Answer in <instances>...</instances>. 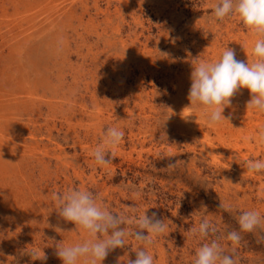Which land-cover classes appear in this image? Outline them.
<instances>
[{"label":"rangeland","instance_id":"obj_1","mask_svg":"<svg viewBox=\"0 0 264 264\" xmlns=\"http://www.w3.org/2000/svg\"><path fill=\"white\" fill-rule=\"evenodd\" d=\"M101 1L67 0V3L64 0L58 1L59 3L64 2L63 6L73 4L74 14L69 13L67 16L62 13L58 24L60 28L56 27V30H47V34L46 32L40 34L31 43L33 45L30 46V50L26 49L27 47H22V50L26 49V52H16L13 46L6 45L3 36L7 34L8 30L6 28L0 30V34L2 33V36L0 35V53H2V55L0 54V78L4 79L8 77V74H15L18 79L41 80L42 87H40L39 94L43 96L41 99L46 100L45 103L42 100L30 102L31 104L23 103L24 106L23 104H20L22 106L11 105L6 109L9 113L14 114V121L17 122H14L12 129L21 135L14 141H9L13 144L8 140L0 142V202L2 203H0V244L2 243L0 245V264H62V260L56 256L57 247L85 241L86 230L60 217L56 202L52 199L54 192L63 193L70 188L88 190L98 198L97 202L107 206L109 211L117 214L125 213L130 218H137L144 211H147L149 215L152 212H157L159 217L165 220L167 229L165 233L155 238L152 246L146 249L154 257V264H193L196 249L212 239H217L225 252H231V242L226 240V236L229 231H239L238 216L240 213L255 210L264 217V172H249L246 165V161L249 160H264V145L257 143L256 140L259 128L264 126V113L247 107L251 93L248 89L243 88L232 97L231 105L224 109L223 115L231 116V119L228 122L222 119L215 125H209L204 106L190 105V100L186 97H188L191 85L190 73L194 67L193 63L199 62H193V60L213 62L228 47L235 50L237 59L243 60L245 63L248 60V63L251 64L254 59L252 48L258 37L245 28L234 16L226 17L223 21H214L212 5L217 3V0H122L123 3L121 0ZM108 2L109 4H107ZM3 5L8 8L9 15L14 16L15 9L11 0L0 1V15ZM112 6L116 8H112ZM58 7L62 8V5ZM121 15L123 16L121 17ZM79 18L81 19L79 20ZM94 28L96 31L93 30ZM79 31L81 34L78 33ZM85 32H88L87 35ZM40 37L41 39H39ZM48 39L49 42L46 43ZM106 41L108 44L105 43ZM82 44L86 45L83 47ZM103 47L105 48L103 49ZM7 48H10L12 52ZM96 49L98 50L96 51ZM14 54L16 58L12 59ZM63 54L66 57L62 56ZM85 54L91 58L88 59ZM67 56L69 57L67 58ZM39 57L42 59L40 60ZM83 59H87L86 62ZM31 63L33 66L30 65ZM103 70L107 71L104 73ZM77 71L82 72L78 73ZM23 75L25 76L23 77ZM97 76L99 77L97 78ZM49 83L56 87L51 89L52 86ZM75 85L78 87L77 89ZM88 86L90 87L88 88ZM98 87H101V90ZM184 87L185 89H182ZM83 92L85 93L83 94ZM127 92L128 95L125 94ZM62 98L65 100L64 102ZM51 99L54 104L49 103ZM24 108L28 110H24ZM53 109L56 112L50 113L54 111ZM17 110H21V112H17ZM77 111L81 113L80 117ZM70 116V123L73 122L71 125L69 123ZM104 116L109 117L110 123ZM52 117L53 120L50 119ZM78 118L80 119L77 120ZM104 118L105 120H102ZM122 118H125L126 121ZM119 119L122 120V123ZM175 121L176 123H174ZM105 122L107 125H104ZM171 122L174 126L170 124ZM108 127H117L123 130L125 139L123 138L124 140L122 139L120 144L113 149L115 155L112 162L107 166H101L96 164L91 153L102 142L103 133ZM198 127H201L202 130L201 128L198 130ZM142 142L144 143L142 144ZM82 147L84 148L82 149ZM74 160L77 161L73 162ZM169 163H176V166L168 168ZM137 193L138 195H136ZM4 195L7 197L5 198ZM221 202L230 204L232 210L225 211L220 208ZM133 207L135 211H133ZM12 211L13 213H11ZM33 217L34 219H32ZM205 217L217 225V234L203 240L191 237L187 231L198 226L201 219ZM124 227L129 232L136 229L135 224H126ZM259 234V229L254 233L241 232L242 240L236 246L235 253L238 257V264H264V241L258 242ZM73 237L75 238L73 239ZM125 240V247L110 251L102 264H120V262L127 264L131 258L135 259L134 251L140 245L132 235L127 236ZM33 249H39L41 257L45 253L47 259L33 260L30 255ZM81 261H78L77 264H82Z\"/></svg>","mask_w":264,"mask_h":264},{"label":"clouds","instance_id":"obj_2","mask_svg":"<svg viewBox=\"0 0 264 264\" xmlns=\"http://www.w3.org/2000/svg\"><path fill=\"white\" fill-rule=\"evenodd\" d=\"M212 16L217 22L234 16L258 37L252 48L254 59L251 64L248 60L245 63L237 59L234 49L227 47L213 62L193 60L199 62L193 63L191 72L190 104L204 106L208 124L215 125L222 119H231V116L223 115L224 109L231 105L232 97L238 90L246 88L251 93L247 107L264 113V0H217L212 5ZM124 135V131L117 127H108L104 131L102 142L92 152L97 165L107 166L112 162L115 155L113 149L120 144ZM256 140L264 145V126L259 128ZM246 165L249 172H264V160H249ZM175 166L176 163H169L168 168ZM52 199L56 202L59 216L82 227L88 237L83 243L57 247L56 256L62 260V264H77L80 260L82 264H98V261L102 264L110 251L125 247V238L129 235L134 236L140 246L134 251L135 259L128 260L127 264H154V257L146 249L167 229L165 220L157 212L149 215L144 211L137 218H130L125 213H113L85 189L70 188L63 193L54 192ZM219 207L225 211L232 210L230 204L223 202ZM126 224H135V231L129 232L124 227ZM238 225L239 231H229L226 236V240L231 242V252H225L218 240L212 239L196 249L193 264H238L235 253L236 246L242 240L241 232L254 233L259 229L258 242L264 241V217L259 211L241 212ZM187 232L191 237L203 240L215 236L218 227L205 217L198 226ZM30 255L33 260L47 259L45 253L43 257L40 256L39 249H33Z\"/></svg>","mask_w":264,"mask_h":264},{"label":"bare ground","instance_id":"obj_3","mask_svg":"<svg viewBox=\"0 0 264 264\" xmlns=\"http://www.w3.org/2000/svg\"><path fill=\"white\" fill-rule=\"evenodd\" d=\"M1 1V0H0ZM12 1V6L14 7V9H15V14H14V16H12V15H9V13H8V8L5 6V5H3V10H2V14L0 15V30L1 29H3V28H6L8 31H7V34L6 35H4L3 37V39H4V43H6V45L8 44L10 47L11 46H13V48L15 49V51L16 52H26L25 50L26 49H29V48H31L30 46L31 45H33V44H31V43H33L34 41V39L36 40V37L38 38V36H40V34L42 35L44 32H46L47 30H56V27H59L58 26V24H59V19H60V15H62V13H64V15H69V13L71 14H74L73 12H74V8L72 7V5L73 4H71V5H67V6H63V4H65L64 2H66L67 3V0H64V2H58V1H60V0H11ZM62 1V0H61ZM75 1V0H74ZM91 1V0H90ZM78 2V1H77ZM82 2V1H81ZM100 2H102L101 0H100ZM116 2V1H115ZM118 2V1H117ZM121 2L123 3V1L121 0ZM127 2V1H126ZM130 2V1H129ZM74 3V2H73ZM88 3V2H87ZM90 3V2H89ZM10 4V3H9ZM78 4V3H77ZM94 4V3H93ZM107 4H109V2L107 3ZM126 3H124V5H125ZM62 5V8L60 9L58 6H61ZM84 5V4H83ZM82 5V6H83ZM97 5V4H96ZM104 5V4H103ZM111 5V4H110ZM80 6V5H79ZM89 6V5H88ZM105 6V5H104ZM109 6V5H108ZM107 6V7H108ZM126 6V5H125ZM129 6V5H128ZM11 7V6H10ZM77 7V6H76ZM106 7V6H105ZM113 7H115V6H112V8ZM133 7V6H132ZM82 8V7H81ZM94 8H95V6H94ZM101 8V7H100ZM99 8V9H100ZM111 8V7H110ZM116 8V7H115ZM118 8V7H117ZM1 9V8H0ZM77 9H78V7H77ZM102 9V8H101ZM100 9V10H101ZM83 10V9H82ZM115 10V9H114ZM92 11V10H91ZM90 11V12H91ZM83 12V11H82ZM101 12H102V10H101ZM104 12V11H103ZM106 12V11H105ZM108 12V11H107ZM114 12V11H113ZM1 13V12H0ZM11 13H13L12 11H11ZM118 13V12H117ZM129 13V12H128ZM57 14H59L58 16H57ZM96 15V14H95ZM108 15H109V13H108ZM103 16V15H102ZM104 16H107V15H104ZM123 15H121V17H122ZM79 17H80V15H79ZM118 17V16H117ZM72 18V17H71ZM109 18V17H108ZM81 18H79V20H80ZM84 19V18H83ZM101 19V18H100ZM103 20L104 19H106V18H102ZM78 20V21H79ZM123 20V19H122ZM61 21V20H60ZM82 21V20H81ZM110 21V20H109ZM116 21V20H115ZM74 22V21H73ZM91 22V21H90ZM89 22V23H90ZM104 22V21H103ZM123 22V21H122ZM80 23V22H79ZM98 23V22H97ZM81 24V23H80ZM119 24V23H118ZM86 25V24H85ZM91 25V24H90ZM93 25V24H92ZM113 25V24H112ZM87 26V25H86ZM107 27H108V25H106ZM115 26V25H114ZM93 27V26H92ZM95 27H96V25H95ZM60 28V27H59ZM58 28V29H59ZM103 28V27H102ZM87 29V28H86ZM119 29V28H118ZM84 30V29H83ZM93 30H95V28L93 29ZM103 30V29H102ZM109 30V29H108ZM114 30V29H113ZM3 31H5V30H3ZM88 31V30H87ZM96 31V30H95ZM101 31V30H100ZM104 31V30H103ZM52 32V31H51ZM56 32V31H55ZM58 32H60V31H58ZM98 32V31H97ZM121 32V31H120ZM119 32V33H120ZM68 33V32H67ZM78 33H80L81 34V32L79 31ZM78 33H75V34H78ZM88 33V32H87ZM87 33L85 32V34L87 35ZM2 34V33H1ZM0 34V35H1ZM46 34H47V32H46ZM96 34V33H95ZM104 34V33H103ZM111 34V33H110ZM123 34V33H122ZM45 35V34H44ZM60 35V34H59ZM97 35V34H96ZM2 36V35H1ZM78 36V35H77ZM76 36V37H77ZM100 36V35H99ZM106 36H108V35H106ZM42 37V36H41ZM41 37L39 38V39H41ZM44 37V36H43ZM81 37H82V35H81ZM80 37V38H81ZM98 37V36H97ZM96 37V38H97ZM116 38H117V36H115ZM138 37V36H137ZM73 38H74V36H73ZM110 38V37H109ZM50 39V38H49ZM49 39L48 40H46V43H47V41L49 42ZM56 39V38H55ZM58 39V38H57ZM67 39V38H66ZM81 39H83V38H81ZM80 39V40H81ZM106 39H107V37H106ZM112 39H114V38H112ZM125 39V38H124ZM69 40V39H68ZM77 40V39H76ZM79 40V39H78ZM87 40V39H86ZM97 40V39H96ZM103 40V39H102ZM2 41V40H1ZM44 41V40H43ZM53 41H55V40H53ZM115 41V40H114ZM132 41V40H131ZM58 42V41H57ZM56 42V43H57ZM61 42V41H60ZM63 42V41H62ZM79 42V41H78ZM92 42V41H91ZM98 42V41H97ZM113 42V41H112ZM112 42H111V44H112ZM133 42V41H132ZM135 42V41H134ZM45 43V44H46ZM73 43V42H72ZM81 43H82V41H81ZM80 43V44H81ZM89 43V42H88ZM93 43V42H92ZM106 44H108L107 43V41L105 42ZM131 43V42H130ZM36 44V43H35ZM65 44H67V43H65ZM65 44H63V45H65ZM84 44V43H83ZM82 44V45H83ZM100 44V43H99ZM120 44V43H119ZM126 44V43H125ZM46 45H49V44H46ZM58 45V44H57ZM71 45V44H70ZM73 45H75V44H73ZM86 45V44H85ZM85 45H83V47L85 46ZM131 45V44H130ZM3 46V45H2ZM39 46V45H38ZM37 46V47H38ZM59 46V45H58ZM78 46V45H77ZM123 46V45H122ZM4 47V46H3ZM8 47V46H7ZM22 47H27L25 50H22ZM33 47H35V46H33ZM63 47V46H62ZM82 47V46H81ZM96 47V46H95ZM110 47V46H109ZM5 48V47H4ZM12 48V49H13ZM43 49H44V47H42ZM47 48V47H46ZM69 48V47H68ZM77 48V47H76ZM86 48H87V46H86ZM91 48V47H90ZM89 48V49H90ZM105 47H103V49H104ZM108 48V47H107ZM8 49V51L10 50L11 51V49L10 48H7ZM36 49V48H35ZM67 49V48H66ZM65 49V50H66ZM72 49V48H71ZM70 49V50H71ZM74 49V48H73ZM79 49V48H78ZM82 49V48H81ZM80 49V50H81ZM88 49V48H87ZM86 49V50H87ZM128 49V48H127ZM0 50H1V48H0ZM30 50V49H29ZM37 50V49H36ZM58 50H59V48H58ZM64 50V51H65ZM98 49H96V51H97ZM105 50H107V49H105ZM105 50H103V51H105ZM135 50V49H134ZM133 50V51H134ZM5 51V50H4ZM38 51V50H37ZM36 51V52H37ZM61 51H63V50H61ZM79 51V50H78ZM85 51V50H84ZM95 51V50H94ZM101 51V50H100ZM145 51V50H144ZM12 52V51H11ZM14 52V51H13ZM28 52V51H27ZM60 52V51H59ZM75 52V51H74ZM77 52V51H76ZM80 52V51H79ZM78 52V53H79ZM132 52V51H131ZM137 52V51H136ZM152 52V51H151ZM30 53V52H29ZM47 53V52H46ZM58 53V52H57ZM57 53H55V55H58ZM71 53V52H70ZM81 53V52H80ZM87 53V52H86ZM132 53H135V52H132ZM1 55H2V53H0ZM7 54V53H6ZM9 54V53H8ZM16 54V53H15ZM14 54V55H15ZM27 54V53H26ZM43 54V53H42ZM51 54V53H50ZM64 54H66V53H64ZM62 55V56H65V55ZM69 54V53H68ZM77 54V53H76ZM83 54H84V52H83ZM91 54V53H90ZM141 54V53H140ZM145 54H146V52H145ZM17 55V54H16ZM16 55L12 58V59H15L16 58ZM39 55V54H38ZM53 55V54H52ZM69 55H71V54H69ZM79 55V54H78ZM82 55V54H81ZM86 55V54H85ZM95 55V54H94ZM54 56V55H53ZM75 56V55H74ZM96 56V55H95ZM110 56H112V55H110ZM127 56V55H126ZM130 56V55H129ZM137 56H139V55H137ZM4 57V56H3ZM6 57V56H5ZM8 57V56H7ZM11 57V56H10ZM19 57V56H18ZM27 57V56H26ZM37 57V56H36ZM43 57V56H42ZM55 57V56H54ZM53 57V58H54ZM66 57V56H65ZM64 57V58H65ZM69 56H67V58H68ZM80 57V56H79ZM85 57H87L88 59H89V57L86 55ZM98 57V56H97ZM108 57V56H107ZM121 57V56H120ZM2 58V57H1ZM9 58V57H8ZM8 58H7V62L9 61L8 60ZM60 58H62L63 59V57H60ZM91 58V57H90ZM96 58V57H95ZM112 58V57H111ZM17 59H19V58H17ZM28 59V58H27ZM39 59H40V57H39ZM42 59V58H41ZM40 59V60H41ZM45 59V58H44ZM43 59V60H44ZM56 59V58H55ZM54 59V60H55ZM105 59V58H104ZM108 59H109V57H108ZM108 59H106V60H108ZM21 60V59H20ZM84 61L85 60H87V59H83ZM102 60V59H101ZM110 60V59H109ZM125 60H126V57H125ZM1 61V60H0ZM5 61V60H4ZM3 61V62H4ZM33 61V60H32ZM31 61V62H32ZM60 61V60H59ZM64 62H65V60H63ZM63 61H61L62 63H63ZM70 61V60H69ZM72 61V60H71ZM78 61V60H77ZM76 61V62H77ZM112 61V60H111ZM121 61V60H120ZM130 61V60H129ZM14 62V61H13ZM55 62V61H54ZM53 62V63H54ZM82 62V61H81ZM86 62V61H85ZM5 64H6V62H4ZM10 63V62H9ZM34 63H36V62H34ZM44 63H45V60H44ZM68 63V62H67ZM70 63V62H69ZM73 63V62H72ZM92 63V62H91ZM104 63V62H103ZM106 63V62H105ZM12 64V63H11ZM25 64H27L26 62H25ZM33 63H31L30 65L31 66H33L32 65ZM37 64V63H36ZM64 64V63H63ZM71 64V63H70ZM82 64V63H81ZM86 64H88V63H86ZM98 64V63H97ZM108 64V63H107ZM112 64V63H111ZM8 65H10V64H8ZM19 65V64H18ZM24 64H22V66H23ZM45 65V64H44ZM78 65V64H77ZM104 65H106V64H104ZM142 65V64H141ZM144 65V64H143ZM4 67H5V65H3ZM7 66V65H6ZM15 66H17V65H14V67ZM20 66V65H19ZM26 66V65H25ZM65 66V65H64ZM75 66V65H74ZM79 66V65H78ZM93 66V65H92ZM100 66H102V65H100ZM110 66V65H109ZM119 66V65H118ZM140 66V65H139ZM8 68H10L9 66H7ZM12 67H13V65H12ZM18 67V66H17ZM16 67V68H17ZM24 67V66H23ZM45 67V66H44ZM62 67H63V65H62ZM66 67V66H65ZM71 67V66H70ZM80 67H82V66H80ZM87 67V66H86ZM91 67V66H90ZM96 67V66H95ZM94 67V68H95ZM141 67V66H140ZM3 68V67H2ZM19 68V67H18ZM40 68V67H39ZM93 68V69H94ZM105 68V67H104ZM103 68V69H104ZM144 68V67H143ZM1 69V68H0ZM7 69V68H6ZM15 69V68H14ZM41 69V68H40ZM44 69V68H43ZM59 69H60V67H59ZM69 69V68H68ZM84 69V68H83ZM87 69V68H86ZM100 69V68H99ZM5 70V69H4ZM16 70V69H15ZM21 70V69H20ZM22 70H24V69H22ZM21 70V71H22ZM53 70V69H52ZM100 70H102V69H100ZM116 70V69H115ZM124 70H125V68H124ZM142 70V69H141ZM14 71V70H13ZM20 71V72H21ZM28 71V70H27ZM50 71H51V69H50ZM72 71V70H71ZM85 71V70H84ZM89 71V70H88ZM95 71H97V70H95ZM104 71V70H103ZM105 71H107V70H105ZM105 71H104V73H105ZM30 72V71H29ZM74 72V71H73ZM78 72V71H77ZM76 72V73H77ZM79 72H82V71H79ZM78 72V73H79ZM90 72V71H89ZM115 72H117V71H115ZM114 72V73H115ZM118 72H120V71H118ZM126 72V71H125ZM133 72V71H132ZM145 72V71H144ZM191 72V71H190ZM22 73V72H21ZM24 73V72H23ZM56 73V72H55ZM54 73V74H55ZM60 73V72H59ZM108 73H109V71H108ZM107 73V74H108ZM129 73H131V72H129ZM7 74V73H6ZM27 74V73H26ZM61 74V73H60ZM60 74H58V75H60ZM68 74H71V72L69 73L68 72ZM68 74H64L65 76L66 75H68ZM74 74V73H73ZM96 74V73H95ZM142 74V73H141ZM191 74V73H190ZM2 75V74H1ZM17 75V74H16ZM21 75V74H20ZM57 75V74H56ZM75 75V74H74ZM93 75V74H92ZM112 75H114V74H112ZM123 75V74H122ZM140 75V74H139ZM144 75V74H143ZM15 76V74L14 75H11V74H8V77H6V78H4L3 79V77L2 78H0V142H3V141H5V140H8V142L11 140V141H14L19 135H21V133H18V132H16L15 130H13L12 129V127H13V125H14V122H16V121H14V114H12V113H9L6 109H7V107L8 106H11V105H16V106H19L20 104H23V103H30V102H34V101H38V100H42L44 103H45V101L43 100V99H41V97H43V96H40V94H39V91H40V87H42L41 86V83H40V81H38V80H31V79H23V78H20V79H18L16 76ZM25 75H23V77H24ZM29 76H30V74H29ZM49 76V75H48ZM69 76V75H68ZM84 76V75H83ZM86 76V75H85ZM107 76V75H106ZM124 76V75H123ZM129 76H130V74H129ZM142 76V75H141ZM144 76H146V75H144ZM36 77V76H35ZM56 77H58V76H56ZM60 77V76H59ZM73 78L72 79H74V76H72ZM80 77V76H79ZM87 77V76H86ZM99 76H97V78H98ZM102 77V76H101ZM104 77V76H103ZM110 77V76H109ZM108 77V78H109ZM117 77V76H116ZM120 77V76H119ZM126 77V76H125ZM128 77V76H127ZM143 77V76H142ZM43 78V80H44V77H42ZM51 78V77H50ZM65 78V77H64ZM76 78H77V76H76ZM83 78V77H82ZM88 78V77H87ZM111 78V77H110ZM144 78V77H143ZM180 78V77H179ZM38 79V78H37ZM54 79V78H53ZM71 79V80H72ZM117 79V78H116ZM125 79H127V78H125ZM181 79V78H180ZM180 79H179V81H180ZM183 79V78H182ZM77 80V79H76ZM83 80H84V78H83ZM95 80V79H94ZM99 80V79H98ZM103 80V79H102ZM101 80V81H102ZM130 80V79H129ZM133 80V79H132ZM144 80V79H143ZM186 80V79H185ZM78 81H80V80H78ZM108 81V80H107ZM106 81V82H107ZM118 81V80H117ZM152 81V80H151ZM187 81H188V79H187ZM45 82V81H44ZM47 82V81H46ZM50 82V81H49ZM67 82H68V80H67ZM73 83H74V80L72 81ZM71 82V83H72ZM94 82V81H93ZM108 82H110V81H108ZM126 82H127V80H126ZM51 83V82H50ZM49 83V84H50ZM92 83V82H91ZM90 83V84H91ZM96 83V82H95ZM133 83H135V82H133ZM181 83V82H180ZM185 83V82H184ZM43 84V83H42ZM48 84V85H49ZM65 84H67V83H65ZM78 83L76 82V85H77ZM81 84V83H80ZM86 84H87V82H86ZM85 84V85H86ZM130 84V83H129ZM187 84H189L188 82H187ZM51 85V84H50ZM54 85V84H53ZM60 85V84H59ZM62 85V84H61ZM68 85V84H67ZM66 85V86H67ZM71 85V84H70ZM75 85V86H76ZM99 85H100V82H99ZM104 85V84H103ZM108 85V84H107ZM110 85V84H109ZM114 85V84H113ZM137 85V84H136ZM179 85V84H178ZM44 86V85H43ZM46 86V85H45ZM52 86V85H51ZM79 86V85H78ZM83 86V85H82ZM95 86V85H94ZM116 86V85H115ZM130 86V85H129ZM56 87V86H55ZM55 87H51V89L52 88H55ZM86 87V86H85ZM90 86H88V88H89ZM93 87V86H92ZM101 87H103V86H101ZM101 87L99 88L98 87V89L99 90H101ZM113 87V86H112ZM128 87V86H127ZM131 87V86H130ZM130 87H128L129 89H130ZM185 87H187V86H185ZM185 87L184 88H182V89H185ZM49 88V87H48ZM59 88H60V86H59ZM67 88V87H66ZM68 88H70V87H68ZM76 89L78 88L77 86L75 87ZM106 88V87H105ZM121 89H122V87H120ZM119 88V89H120ZM132 88H133V86H132ZM142 88V87H141ZM180 88V87H179ZM188 88H189V86H188ZM47 89V88H46ZM50 89V90H51ZM58 89V88H57ZM82 89V88H81ZM84 89V88H83ZM91 89V88H90ZM107 89V88H106ZM109 89V88H108ZM117 89V88H116ZM128 89V90H129ZM138 89H140V88H138ZM143 89V88H142ZM43 90V89H42ZM65 90V89H64ZM75 90V89H74ZM131 90H133V89H131ZM145 90V89H144ZM54 91V90H53ZM84 91V90H83ZM115 91V90H114ZM114 91H113V93H114ZM122 91H123V89H122ZM43 92V91H42ZM47 92H48V90H47ZM66 92V91H65ZM80 92H82V91H80ZM88 92H90V90H88ZM87 92V93H88ZM101 92V91H100ZM99 92V93H100ZM118 92V91H117ZM120 92V91H119ZM125 92V91H124ZM130 92V91H129ZM135 92V91H134ZM183 92V91H182ZM50 93V92H49ZM61 93H62V91H61ZM73 93H74V91H73ZM73 93H72V95H73ZM76 93V92H75ZM85 92H83V94H84ZM93 93V92H92ZM103 93V92H102ZM146 93V92H145ZM44 94V93H43ZM64 94V93H63ZM94 94V93H93ZM98 94V93H97ZM125 94H129L128 92L127 93H125ZM133 94V93H132ZM131 94V95H132ZM143 94V93H142ZM82 95V94H81ZM96 95V94H95ZM99 95V94H98ZM118 95V94H117ZM130 95V96H131ZM138 95V94H137ZM181 95V94H180ZM180 95H179V97H180ZM83 96V95H82ZM88 96V95H87ZM93 96V95H92ZM112 96H114V95H112ZM124 96V95H123ZM149 96V95H148ZM48 97V96H47ZM46 97V98H47ZM65 97V96H64ZM63 97V98H64ZM79 97V96H78ZM84 97V96H83ZM89 97V96H88ZM88 97H86V98H88ZM96 97H97V95H96ZM106 97V96H105ZM120 97V96H119ZM126 97V96H125ZM62 98V99H63ZM128 98V97H127ZM186 98H188V97H186ZM185 98V99H186ZM69 99V98H68ZM81 99V98H80ZM91 99V98H90ZM89 99V100H90ZM103 99H105V98H103ZM137 99H138V97H137ZM137 99L135 100L136 102H137ZM53 99H51V100H49V103L50 104H54L53 103V101H52ZM55 100V99H54ZM102 100V99H101ZM116 100V99H115ZM120 100H122V99H120ZM148 100V99H147ZM177 100V99H176ZM184 100V99H183ZM61 101V100H60ZM65 100L63 99V102H64ZM82 101V100H81ZM86 101V100H85ZM92 101H94L93 100V98H92ZM106 101H107V99H106ZM140 101H141V99H140ZM145 101V100H144ZM178 102H179V100H177ZM185 101H187V100H185ZM48 102V101H47ZM68 102V101H67ZM72 102H74V101H72ZM88 102H90V101H88ZM87 102V103H88ZM125 102H127V101H125ZM133 102H134V100H133ZM135 102V103H136ZM183 102V101H182ZM181 102V103H182ZM55 103H57V102H55ZM77 103V102H76ZM75 103V104H76ZM78 103H80V102H78ZM83 103V102H82ZM86 103V102H85ZM86 103V104H87ZM97 103V102H96ZM105 103V102H104ZM135 103H133V104H135ZM143 103V102H142ZM148 103V102H147ZM180 103V102H179ZM179 103H178V105H179ZM31 104V103H30ZM65 104H67V103H65ZM73 104V103H72ZM81 104V103H80ZM107 104H108V102H107ZM106 104V105H107ZM131 104V103H130ZM186 104V103H185ZM40 105V104H39ZM42 105H44V104H42ZM56 105V104H55ZM69 105H70V103H69ZM82 105V104H81ZM89 105V104H88ZM94 105V104H93ZM103 105V104H102ZM105 105V106H106ZM117 105V104H116ZM176 105V104H175ZM182 105H183V103H182ZM188 106H189V104H187ZM191 105V104H190ZM20 106H22V105H20ZM23 106H24V104H23ZM32 106V105H31ZM41 106V105H40ZM45 106H47V105H45ZM54 106V105H53ZM59 106H61V105H59ZM66 106V105H65ZM68 106V105H67ZM72 106V105H71ZM80 106V105H79ZM84 106V105H83ZM91 106H92V104H91ZM104 106V105H103ZM111 106H113V105H111ZM110 106V107H111ZM115 106V105H114ZM127 106V105H126ZM140 106V105H139ZM141 106H143V105H141ZM150 106V105H149ZM185 106V105H184ZM183 106V107H184ZM26 107H27V105H26ZM51 107V106H50ZM76 107V106H75ZM93 107H97V106H93ZM101 107V106H100ZM115 107H117V106H115ZM114 107V108H115ZM128 107V106H127ZM192 107V106H191ZM22 108V107H21ZM29 108V107H28ZM36 108V107H35ZM34 108V109H35ZM54 108V107H53ZM61 108H63L62 106H61ZM71 108H73V107H71ZM80 108V107H79ZM82 108V107H81ZM84 108H85V106H84ZM87 108V107H86ZM99 107H97V109H98ZM103 108V107H102ZM155 108V107H154ZM27 108H24V110H26ZM38 109V108H37ZM58 109H60V108H58ZM74 109H77V108H74ZM97 109H96V111H97ZM106 109V108H105ZM141 109V108H140ZM28 110V109H27ZM54 110V109H53ZM63 110V109H62ZM64 110H65V108H64ZM63 110V111H64ZM68 110V109H67ZM72 110V109H71ZM88 110V109H87ZM112 110H113V107H112ZM155 110V109H154ZM180 110V109H179ZM18 111H20L21 112V110H17V112ZM23 111V110H22ZM32 111H33V109H32ZM31 111V112H32ZM37 111V110H36ZM42 111V110H41ZM68 111H70V110H68ZM78 111H79V109H78ZM78 111H77V113H78ZM80 111H82V110H80ZM91 111H93L94 112V110H91ZM90 111V112H91ZM96 111H95V113H96ZM109 111V110H108ZM142 111V110H141ZM145 111V110H144ZM148 111V110H147ZM178 111V110H177ZM11 112V111H10ZM19 112V113H20ZM53 112H56L55 110L54 111H52V112H50V113H53ZM59 112H61L60 110H59ZM84 112H86L85 110H84ZM83 112V115L85 114ZM87 112H89V111H87ZM92 112V113H93ZM113 112V111H112ZM152 112V111H151ZM25 113V112H24ZM39 113V112H38ZM76 113V114H77ZM91 113V114H92ZM100 112H98V114H99ZM173 113V112H172ZM40 114V113H39ZM38 114V115H39ZM44 114V113H43ZM79 114H81V113H78V116H79ZM97 114V113H96ZM101 114V113H100ZM111 114V113H110ZM140 114V113H139ZM143 114V113H142ZM155 114V113H154ZM224 114V113H223ZM28 115V114H27ZM34 115V114H33ZM36 115V114H35ZM59 115V114H58ZM57 115V116H58ZM70 115V114H69ZM102 115V114H101ZM127 115H129V114H127ZM173 115V114H172ZM18 116V115H17ZM19 116H21V115H19ZM25 116V115H24ZM31 116V115H30ZM40 116H42V115H40ZM46 116V115H45ZM48 116V115H47ZM51 116V115H50ZM72 116H73V114H72ZM77 116V117H78ZM88 116V115H87ZM112 116H114V115H112ZM120 116V115H119ZM140 116V115H139ZM249 116V115H248ZM22 117V116H21ZM20 117V118H21ZM54 117V116H53ZM53 117L52 118H50V119H52L53 120ZM76 117V118H77ZM80 117V116H79ZM94 117V116H93ZM104 117H106V121H108L109 120V117L108 116H104ZM108 117V118H107ZM111 117V116H110ZM127 117V116H126ZM150 117V116H149ZM180 117V116H179ZM24 118V117H23ZM75 118V117H74ZM88 118V117H87ZM86 118V119H87ZM102 118V117H101ZM133 118V117H132ZM175 118V117H174ZM177 118V117H176ZM248 118V117H247ZM18 119V118H17ZM34 120H35V118H33ZM48 119V118H47ZM61 119V118H60ZM59 119V120H60ZM67 119V118H66ZM80 118H78L77 120H79ZM85 119V118H84ZM83 119V120H84ZM115 119H117V118H115ZM122 119H124L125 120V118H122ZM143 119V118H142ZM145 119H146V116H145ZM148 119V118H147ZM150 119V118H149ZM157 119V118H156ZM173 119V118H172ZM202 119V118H201ZM205 119V118H204ZM256 119V118H255ZM18 120H20V119H18ZM26 120V119H25ZM28 120V119H27ZM39 120H40V118H39ZM68 120V119H67ZM66 120V121H67ZM70 120H71V116H70V118H69V123H70ZM98 120V119H97ZM96 120V121H97ZM99 120H100V118H99ZM102 120H105V118L104 119H102ZM120 120V119H119ZM129 120V119H128ZM134 120V119H133ZM155 120V119H154ZM174 120V119H173ZM178 120V119H177ZM182 120V119H181ZM197 120H199V119H197ZM21 121V120H20ZM31 121V120H30ZM36 121V120H35ZM48 121V120H47ZM60 121H62V120H60ZM64 121V120H63ZM117 121V120H116ZM122 120H120V122H121ZM126 121V120H125ZM172 121V120H171ZM205 121V120H204ZM53 122V121H52ZM84 122V121H83ZM85 122H86V120H85ZM85 122H84V124H85ZM95 122V121H94ZM109 122V121H108ZM114 122V121H113ZM112 122V123H113ZM118 122V121H117ZM124 122V121H123ZM151 122V121H150ZM154 122V121H153ZM190 122V121H189ZM188 122V123H189ZM191 122H193V121H191ZM228 122V121H227ZM263 122V121H262ZM17 123V122H16ZM24 123V122H23ZM57 123V122H56ZM62 123V122H61ZM73 123V122H72ZM72 123H70V125L72 124ZM78 123V122H77ZM79 123L80 124H82L80 121H79ZM93 123V122H92ZM99 123V122H98ZM106 124H104V125H107V122H105ZM110 123V122H109ZM122 123V122H121ZM125 123V122H124ZM134 123V122H133ZM156 123V122H155ZM174 123H176V121L174 122ZM187 123V121L185 122V124ZM193 123H195V122H193ZM199 123V122H198ZM202 123V122H201ZM251 123V122H250ZM27 124V123H26ZM67 124V126H68V123H66ZM83 124V125H84ZM91 124V123H90ZM151 124V123H150ZM161 124V123H160ZM160 124H158V125H160ZM172 126H174L173 124H172V122L170 123ZM178 124H179V121H178ZM177 124V125H178ZM181 124V123H180ZM192 124V123H191ZM260 124H263V123H260ZM48 125V124H47ZM77 125V124H76ZM96 125V124H95ZM100 125H102V124H100ZM114 125H116V124H114ZM118 125V124H117ZM148 125V124H147ZM154 125V124H153ZM162 125V124H161ZM160 125V126H161ZM176 125V124H175ZM194 125V124H193ZM196 125V124H195ZM194 125V126H195ZM203 125V124H202ZM30 126V125H29ZM38 126V125H37ZM43 126V125H42ZM54 126V125H53ZM91 126V125H90ZM92 126H94V125H92ZM103 126V125H102ZM130 126V125H129ZM145 126V125H144ZM218 126V125H217ZM26 127H28V126H26ZM45 127V126H44ZM66 127V126H65ZM78 127V126H77ZM99 127V126H98ZM119 127V126H118ZM125 127V126H124ZM176 127H178V126H176ZM213 127V126H212ZM52 128V127H51ZM50 128V129H51ZM60 128V127H59ZM68 128V127H67ZM70 128V127H69ZM91 128V127H90ZM100 128H101V126H100ZM104 128V127H103ZM154 128V127H153ZM199 128H201V127H198V130H199ZM204 128V127H203ZM207 128V127H206ZM211 128V127H210ZM32 129H33V127H32ZM54 129V128H53ZM65 129V128H64ZM75 129V128H74ZM99 129V128H98ZM119 129V128H118ZM131 129V128H130ZM136 129V128H135ZM148 129V128H147ZM154 129H156V128H154ZM212 129V128H211ZM13 130V131H12ZM35 130V129H34ZM67 130H69V129H67ZM72 130V129H71ZM78 130V129H77ZM95 130V129H94ZM158 130V129H157ZM185 130H187V129H185ZM190 130V129H189ZM197 130V129H196ZM201 130H202V128H201ZM14 131H15V133H14ZM46 131H47V129H46ZM60 131V130H59ZM72 131H74V130H72ZM83 131V130H82ZM90 131V130H89ZM93 131V130H92ZM98 131V130H97ZM151 131H153V130H151ZM44 132V131H43ZM61 132H63V131H61ZM69 132V131H68ZM81 132V131H80ZM96 132V131H95ZM99 132H101V131H99ZM139 132V131H138ZM182 132V131H181ZM185 132V131H184ZM189 132V131H188ZM197 132V131H196ZM195 132V133H196ZM24 133H26V132H24ZM24 133H22V135H25ZM88 133V132H87ZM92 133V132H91ZM131 133H132V131H131ZM143 133H145V132H143ZM154 133V132H153ZM186 133H187V131H186ZM190 133V132H189ZM199 133V132H198ZM29 134V133H28ZM38 134V133H37ZM65 134V133H64ZM101 134V133H100ZM192 134V133H191ZM52 135V134H51ZM66 135V134H65ZM67 135H69L68 133H67ZM81 135V134H80ZM86 135V134H85ZM88 135V134H87ZM187 135V134H186ZM196 135V134H195ZM27 136V135H26ZM77 136V135H76ZM90 136V135H89ZM97 136V135H96ZM95 136V137H96ZM98 136H100V135H98ZM155 136V135H154ZM36 137V136H35ZM63 137V136H62ZM65 137V136H64ZM63 137V138H64ZM78 137V136H77ZM132 137V136H131ZM137 137V136H136ZM146 137V136H145ZM203 137V136H202ZM61 138V137H60ZM81 138V137H80ZM90 138V137H89ZM155 138V137H154ZM40 139V138H39ZM46 139V138H45ZM99 139V138H98ZM125 139V138H124ZM123 139V140H124ZM137 139V138H136ZM148 139V138H147ZM25 140V139H24ZM41 140H42V138H41ZM48 140V139H47ZM78 140V139H77ZM138 140V139H137ZM141 140V139H140ZM151 140V139H150ZM23 141V140H22ZM21 141V142H22ZM32 141H33V139H32ZM43 141V140H42ZM72 141V140H71ZM80 141V140H79ZM18 142H19V140H18ZM73 142V141H72ZM75 142V141H74ZM85 142V141H84ZM96 142V141H95ZM128 142V141H127ZM131 142V141H130ZM140 142V141H139ZM9 143H12V142H9ZM49 143V142H48ZM52 143V142H51ZM64 143V142H63ZM88 143V142H87ZM91 143V142H90ZM132 143V142H131ZM144 142H142V144H143ZM13 144V143H12ZM20 144V143H19ZM35 144V143H34ZM38 144V143H37ZM41 144V143H40ZM47 144V143H46ZM53 144V143H52ZM83 144V143H82ZM134 144V143H133ZM21 145V144H20ZM26 145V144H25ZM49 145V144H48ZM51 145V144H50ZM95 145V144H94ZM93 145V146H94ZM145 145V144H144ZM143 145V146H144ZM37 146V145H36ZM35 146V147H36ZM133 146V145H132ZM4 147V146H3ZM9 147V146H8ZM12 147H14V146H12ZM28 147V146H27ZM39 147V146H38ZM48 147V146H47ZM47 147H45V148H47ZM52 147V146H51ZM33 148H34V146H33ZM84 147H82V149H83ZM125 148V147H124ZM136 148V147H135ZM6 149V148H5ZM40 149V148H39ZM60 149H62L61 147H60ZM65 149V148H64ZM63 149V150H64ZM76 149H78V148H76ZM16 150V149H15ZM45 150V149H44ZM47 150V149H46ZM48 150H49V148H48ZM75 150V149H74ZM125 150V149H124ZM10 151V150H9ZM68 151V150H67ZM91 151V150H90ZM39 152V151H38ZM47 152V151H46ZM51 152V151H50ZM64 152V151H63ZM62 152V153H63ZM123 152V151H122ZM23 153V152H22ZM36 153V152H35ZM40 153V152H39ZM121 153V152H120ZM34 154V153H33ZM48 154V153H47ZM92 154V153H91ZM29 155V154H28ZM62 155V154H61ZM74 155V154H73ZM43 156V155H42ZM89 156V155H88ZM88 156H87V158H88ZM44 157V156H43ZM13 158V157H12ZM49 158V157H48ZM51 158V157H50ZM56 158V157H55ZM40 160V159H39ZM48 160V159H47ZM61 160V159H60ZM60 160H59V162H60ZM75 161H77V160H74L73 162H75ZM26 162V161H25ZM30 162V161H29ZM70 162V161H69ZM19 163V162H18ZM61 163V162H60ZM84 163V162H83ZM36 164V163H35ZM55 164V163H54ZM57 164H59V163H57ZM72 164V163H71ZM14 165H15V163H14ZM44 165V164H43ZM46 165V164H45ZM62 165H63V163H62ZM61 165V166H62ZM67 165V164H66ZM69 165V164H68ZM21 166V165H20ZM65 166V165H64ZM63 166V167H64ZM8 167V166H7ZM16 167V166H15ZM23 167V166H22ZM56 167V166H55ZM10 168V167H9ZM45 168V167H44ZM69 168V167H68ZM67 168V169H68ZM78 168V167H77ZM19 169V168H18ZM27 169V168H26ZM58 170V169H57ZM64 170V169H63ZM66 170V169H65ZM10 171V170H9ZM25 171V170H24ZM73 171V170H72ZM78 171V170H77ZM82 172V171H81ZM19 173V172H18ZM17 173V174H18ZM30 173V172H29ZM61 173V172H60ZM64 174V173H63ZM15 175H16V173H15ZM5 176H7V175H5ZM10 176V175H9ZM12 177V176H11ZM257 177V176H256ZM7 178V177H6ZM15 178V177H14ZM29 178V177H28ZM22 179V178H21ZM33 180V179H32ZM255 180L256 181H258V179H256L255 178ZM262 180V179H261ZM27 182V181H26ZM28 182H30V181H28ZM264 182V181H263ZM7 183V182H6ZM25 183V182H24ZM31 184V183H30ZM99 184V183H98ZM8 185V184H7ZM25 185V184H24ZM37 185V184H36ZM5 187V186H4ZM8 187H10V186H8ZM32 187V186H31ZM43 187V186H42ZM255 187V186H254ZM21 188V187H20ZM27 188V187H26ZM105 188V187H104ZM5 189V188H4ZM22 189V188H21ZM34 189V188H33ZM255 189V188H254ZM30 190V189H29ZM42 190H44V189H42ZM258 190V189H257ZM31 191V190H30ZM29 191V192H30ZM263 191V190H262ZM7 192V191H6ZM5 192V193H6ZM43 192V191H42ZM41 192V193H42ZM31 193V192H30ZM36 193V192H35ZM24 194V193H23ZM22 194V195H23ZM34 194V193H33ZM263 194V193H262ZM6 195V194H5ZM4 195V196H5ZM259 195V194H258ZM261 195V194H260ZM264 195V194H263ZM2 196V195H1ZM25 196H26V194H25ZM30 196V195H29ZM28 196V197H29ZM7 196H5V198H6ZM35 200V199H34ZM11 201V200H10ZM43 201V200H42ZM48 201V200H47ZM37 202V201H36ZM1 203V202H0ZM17 203V202H16ZM42 203V202H41ZM48 203H49V201H48ZM2 204V203H1ZM35 204V203H34ZM43 204V203H42ZM33 205V204H32ZM23 206V205H22ZM37 206V205H36ZM4 207V206H3ZM18 208V207H17ZM27 208V207H26ZM38 208V207H37ZM43 208V207H42ZM47 208V207H46ZM52 208V207H51ZM10 209V208H9ZM17 210V209H16ZM37 210V209H36ZM54 210V209H53ZM33 211V210H32ZM52 211V210H51ZM15 212V211H14ZM8 213H9V211H8ZM11 213H13V211L11 212ZM45 213V212H44ZM53 213V212H52ZM26 214H28V213H26ZM26 214H24V215H26ZM49 214V213H48ZM47 214V215H48ZM54 214V213H53ZM31 215V214H30ZM29 215V216H30ZM42 215V214H41ZM23 216V215H22ZM11 217V216H10ZM44 217H45V215H44ZM12 218V217H11ZM7 219V218H6ZM32 219H34V217L32 218ZM12 221V220H11ZM34 221V220H33ZM35 221H37V220H35ZM1 224V223H0ZM6 224V223H5ZM10 224V223H9ZM8 224V225H9ZM12 224V223H11ZM12 227V226H11ZM16 227V226H15ZM81 228V227H80ZM4 229H5V227H4ZM15 229H17V228H15ZM67 229V228H66ZM68 229H70V228H68ZM80 231V230H79ZM83 231V230H82ZM66 234V233H65ZM37 236V235H36ZM41 236V235H40ZM87 236V235H86ZM7 237V236H6ZM70 237V236H69ZM63 238V237H62ZM75 237H73V239H74ZM79 238V237H78ZM69 239V238H68ZM73 239H72V241H73ZM86 239H87V237H86ZM37 240V239H36ZM65 240V239H64ZM79 240V239H78ZM11 241V240H10ZM41 241V240H40ZM69 241V240H68ZM71 241V242H72ZM83 241V240H82ZM174 241V240H173ZM187 241V240H186ZM73 242H75V241H73ZM80 242V241H79ZM81 243V242H80ZM2 244V243H1ZM0 244V245H1ZM66 245V244H65ZM163 249V248H162ZM161 249V250H162ZM149 252V251H148ZM115 253V252H114ZM120 253V252H119ZM123 253V252H122ZM126 253V252H125ZM112 255V254H111ZM121 255V254H120ZM125 255V254H124ZM120 257V256H119ZM122 257H123V255H122ZM126 257H128V256H126ZM125 257V258H126ZM107 258V257H106ZM112 258V257H111ZM114 258V257H113ZM112 258V259H113ZM120 259V258H119ZM124 259V258H123ZM131 259H133V258H131ZM115 260V259H114ZM121 260V259H120ZM124 260H126V259H124ZM105 261V260H104ZM107 261H109V260H107ZM111 261V260H110ZM123 261V260H122ZM82 262V261H81ZM124 262V261H123ZM117 263H119V262H117ZM80 264V263H79ZM99 264H100V262H99ZM108 264H111V263H108ZM113 264V263H112ZM120 264H121V262H120Z\"/></svg>","mask_w":264,"mask_h":264}]
</instances>
